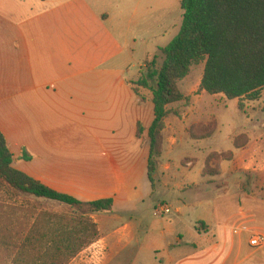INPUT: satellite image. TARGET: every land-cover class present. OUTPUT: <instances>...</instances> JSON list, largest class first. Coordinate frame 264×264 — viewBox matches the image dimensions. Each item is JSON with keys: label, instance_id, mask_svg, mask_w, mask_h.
<instances>
[{"label": "crops", "instance_id": "obj_1", "mask_svg": "<svg viewBox=\"0 0 264 264\" xmlns=\"http://www.w3.org/2000/svg\"><path fill=\"white\" fill-rule=\"evenodd\" d=\"M182 14L181 0H0V131L14 166L82 201L113 198L110 212L91 215L99 240L69 264H111L129 252L133 264H264V247L250 245L264 235L255 205L264 174L260 186L246 178L263 173L264 158H245L262 137L236 148L231 133L233 159L205 176L213 152L197 169L175 152L203 120L171 114L154 187L148 176L154 106L131 88L141 77L131 70L147 65L148 44ZM24 149L30 161L20 159ZM224 175L238 176L239 187L214 179ZM162 201L172 217L155 211Z\"/></svg>", "mask_w": 264, "mask_h": 264}, {"label": "trees", "instance_id": "obj_2", "mask_svg": "<svg viewBox=\"0 0 264 264\" xmlns=\"http://www.w3.org/2000/svg\"><path fill=\"white\" fill-rule=\"evenodd\" d=\"M183 21L178 35L159 55L147 63L141 77L130 82L136 94L150 95L154 120L148 130L150 153L148 176L154 187V174L163 154L165 120L180 111L172 104L188 102L179 83L195 65L204 63L201 90L237 99L241 110L245 102L264 97V0H181ZM264 110V107H263ZM218 123L193 124L188 133L191 139L210 138ZM144 131L141 123L137 136ZM249 143L248 134L234 138L236 148ZM232 151L213 152L205 162L204 175H218L220 161L232 160ZM22 160L32 158L24 149ZM4 134L0 131V185L19 196L46 199L80 210L81 214L60 215L58 221L46 212H33L21 218L15 211L1 205V258L12 264H69L81 251L99 240L98 224L93 213L110 212L113 198L82 201L60 192L14 166Z\"/></svg>", "mask_w": 264, "mask_h": 264}, {"label": "rangeland", "instance_id": "obj_3", "mask_svg": "<svg viewBox=\"0 0 264 264\" xmlns=\"http://www.w3.org/2000/svg\"><path fill=\"white\" fill-rule=\"evenodd\" d=\"M182 21L183 14L180 17L176 15L175 20H172L171 22L173 26L166 29V31L163 32V35L156 39L158 42H156V40L151 41L146 47V49L150 51L154 50L155 55H159V65L163 61V55L160 50L158 51V48L165 47L178 35ZM138 49L137 56H140L141 54H138L141 52L140 47H138ZM146 68L147 66L145 65L142 70L145 72ZM203 70L204 63L195 65L192 67L190 74L180 81L179 86L181 90L190 97V100L188 102H179L178 107L172 108L173 110L182 111L183 113L193 112L195 114L193 116L196 117L193 118V120L200 118L203 120H200L199 123L195 124H206L204 121H209L210 123L212 120H216L218 128L210 138L201 141H195L186 137L187 139H185L188 140L189 146L186 145L187 148L185 150L180 149V146L177 147L175 151L176 154L181 155L184 153L185 155L183 158L189 157L197 159L194 169L203 167V157H205L206 154H209L210 152H221L233 149V141L230 139L229 135L231 133H235V136L248 134L249 141L256 135L262 137V140H259L258 145L255 143L253 147H251L250 151L245 152V158L249 159V157L254 155L264 158V97L258 101L245 102L246 109L243 111L240 109L239 101L237 99H228L222 94L213 95L201 90L200 83L203 76ZM139 71H141V69L139 67L136 68V66L131 70L134 74H138ZM191 104L194 105L191 106ZM183 122L185 124L188 123L187 121ZM181 126H183V123ZM183 128L184 127H182V129ZM182 133H185V131H182ZM183 166H186V164L183 163ZM256 167H258V165H256ZM253 174L255 173L248 171L246 173V178L250 181V183L254 182L260 186L262 184L260 182L263 181L262 175L264 174V171L263 173L257 172L255 176H253ZM224 177L225 178H221V176H217L214 177V179L217 180V182H221L225 179L229 181L231 186L239 187L240 179H238V176L224 175ZM207 178L211 179L210 177ZM256 193L260 201L259 203H255L256 206H260V209L257 211V223L261 218H264V188L257 189ZM1 205L6 210L12 208L10 210L15 211L21 218H23V216H28L33 212L39 213L43 211L50 215L51 218L58 221L57 217L60 215H76L82 213L76 208H72L66 204L56 201L19 196L6 186L0 185V215ZM167 217H172V215L170 214ZM256 223L251 224L250 226L252 228H256ZM86 255H90L92 257L93 254L88 251ZM132 255L133 254H130V252L123 253L111 264H133L134 258ZM0 264H12L10 261L1 258V243Z\"/></svg>", "mask_w": 264, "mask_h": 264}, {"label": "built area", "instance_id": "obj_4", "mask_svg": "<svg viewBox=\"0 0 264 264\" xmlns=\"http://www.w3.org/2000/svg\"><path fill=\"white\" fill-rule=\"evenodd\" d=\"M155 211L160 216H165L171 213V207L166 202H158ZM250 245L254 248L264 247V235L257 234L251 237Z\"/></svg>", "mask_w": 264, "mask_h": 264}]
</instances>
